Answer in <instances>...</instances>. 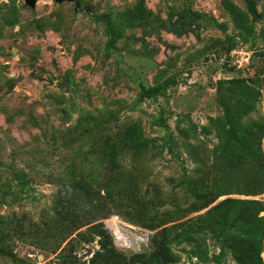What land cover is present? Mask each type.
<instances>
[{"label":"rangeland","instance_id":"rangeland-1","mask_svg":"<svg viewBox=\"0 0 264 264\" xmlns=\"http://www.w3.org/2000/svg\"><path fill=\"white\" fill-rule=\"evenodd\" d=\"M227 116L264 120V0H0V264H136L219 203L264 204L198 210ZM203 244L175 264H240Z\"/></svg>","mask_w":264,"mask_h":264},{"label":"trees","instance_id":"trees-1","mask_svg":"<svg viewBox=\"0 0 264 264\" xmlns=\"http://www.w3.org/2000/svg\"><path fill=\"white\" fill-rule=\"evenodd\" d=\"M152 97L156 91H147ZM248 97L254 98L252 93ZM254 101L246 103L245 115L255 110ZM219 143L213 152L212 179L196 190L195 197L203 204L198 210L208 209L221 198L231 195L260 196L264 194V120L249 121L242 125L227 116L214 121ZM160 126L167 128L163 119ZM140 125L128 131L126 139L133 146H141ZM138 138V139H137ZM252 208L255 215H252ZM264 204L256 201L228 199L211 208L205 215L184 224L177 233L170 234L160 249L150 258L139 257L136 264H175L178 256L173 253V244L192 246L195 256L204 252L203 236L212 235L225 253L230 250L240 264H263L261 238L264 237ZM254 249L251 259L241 256V249ZM264 258V254H263Z\"/></svg>","mask_w":264,"mask_h":264},{"label":"water","instance_id":"water-1","mask_svg":"<svg viewBox=\"0 0 264 264\" xmlns=\"http://www.w3.org/2000/svg\"><path fill=\"white\" fill-rule=\"evenodd\" d=\"M24 2H25V4H26V6H28L29 8H31V9H35V7H36V4H37V2L39 1V0H23ZM57 4H63V3H66V2H70V3H73L74 2V0H54ZM79 5L77 4V7H78ZM77 10H78V8H77Z\"/></svg>","mask_w":264,"mask_h":264}]
</instances>
